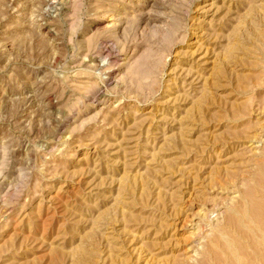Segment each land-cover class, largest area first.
Instances as JSON below:
<instances>
[{"label": "rangeland", "instance_id": "1", "mask_svg": "<svg viewBox=\"0 0 264 264\" xmlns=\"http://www.w3.org/2000/svg\"><path fill=\"white\" fill-rule=\"evenodd\" d=\"M263 258L264 0H0V264Z\"/></svg>", "mask_w": 264, "mask_h": 264}, {"label": "bare ground", "instance_id": "2", "mask_svg": "<svg viewBox=\"0 0 264 264\" xmlns=\"http://www.w3.org/2000/svg\"><path fill=\"white\" fill-rule=\"evenodd\" d=\"M107 57H109V56H107ZM103 58H104V57H103ZM230 216H231V215H230ZM242 218H243V217H242ZM254 219H255V218H254ZM239 222H240V221H239ZM244 223H246V222L244 221ZM213 225H214V224H213ZM234 225H235V224H234ZM232 227H233V226H232ZM239 227H240V226H239ZM235 228H236V226H235ZM241 228H242V227H241ZM226 234H227L228 236H230L229 233L226 232ZM222 235H223V234H222ZM239 235H240V234H239ZM241 236H243V235L241 234ZM261 236H262V234H261ZM244 237H245V236H244ZM224 238H225V237H224ZM254 238H255V236H254ZM261 238H262V237H261ZM229 239H230V238H229ZM227 240H228V237H227ZM262 241H263V240H262ZM222 243H223V242H222ZM225 243H227V242H225ZM227 244H228V243H227ZM227 244H226V245H227ZM229 247H230V246H229ZM233 247H234V246H233ZM235 250H236V249H235ZM261 251H262V250H261ZM261 255H262V254H261ZM252 256H253V255H252ZM234 258H236V257H234ZM255 258H256V257H255ZM237 259H238V258H237ZM257 261H258V259H257ZM238 262H239V261H238ZM238 262H237V263H238ZM249 262H250V261H249ZM259 262L262 263V264H264V258H263L262 260H259ZM252 263H253V262H252ZM231 264H232V263H231ZM253 264H254V263H253ZM256 264H257V263H256Z\"/></svg>", "mask_w": 264, "mask_h": 264}]
</instances>
